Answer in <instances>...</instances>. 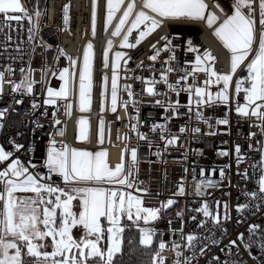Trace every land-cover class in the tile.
<instances>
[{
    "label": "snow or ice",
    "instance_id": "1",
    "mask_svg": "<svg viewBox=\"0 0 264 264\" xmlns=\"http://www.w3.org/2000/svg\"><path fill=\"white\" fill-rule=\"evenodd\" d=\"M230 12L220 4L216 7L223 14L220 17L208 10V4L205 0H143L139 9L135 0H129L126 7L123 8L122 15L111 37L120 38V48L136 49L147 38H149L158 29H162L166 22L182 19L192 22H206V26L213 30L214 36L222 43L223 47L230 54V67L227 71L217 70V56L209 49L200 51L197 45L191 40L187 41L185 51L195 53L194 60L183 61L184 67L182 75L174 82H169L167 73L172 72L173 68L170 61L177 60L176 51L181 45L172 43L176 36L169 38L162 35L158 40L152 42L149 47L153 54L148 58L152 61L157 60L163 50H167L169 55L165 57V65L160 72V81L166 85L168 91L176 94L175 101L170 98L167 101L157 99L153 103L164 109L165 124L159 126L160 139L165 142V149L169 145H175L179 135L173 133L167 128V122L174 116L180 115L178 109L184 107L189 113V121L192 119L191 113L195 106V119L205 123L208 128L214 125L209 123L212 117L203 114V107L206 105H224L227 108L222 118L215 120L216 125H228V111L232 110L234 105L235 112L240 117L255 118V123H250L249 128L255 127L258 132L249 131L247 139L249 140V151H259L260 158L252 162L249 167L252 168V176H257L255 180L257 190L245 191L243 194L250 198L251 203L246 202L237 204L238 213L243 210L255 208L259 210L264 206V0H228ZM39 0H36V6L30 7L29 0H0V32L7 27L11 29V21H16L17 26L23 28L22 20H28V42L31 44V53H35L37 44L33 41L39 39V46L45 49L52 48L43 38L39 37L42 10L38 7ZM124 6V0H106V14L103 19V31L107 33L109 25L112 24L117 12ZM91 25L92 36L97 34L98 19V0H91ZM69 4L63 6V21L68 24ZM6 39H12L6 34ZM164 41L162 47L157 45ZM20 44L16 45L19 50ZM94 45L89 41L83 48L82 60L80 56L68 54L62 47L57 48L58 55L55 60L58 61L63 56L68 61V66L54 69L45 67L41 71V79L47 82L46 77L49 72L52 76L58 74L62 81L59 89L48 87L47 98L44 99V105H56L57 98L64 101L57 107L63 108L65 115L69 118L73 109V97H78L79 111H88L92 104L93 92V60ZM113 48V39L107 40V46L102 51V67H109V52ZM31 55V54H30ZM43 56V53H41ZM19 57H12L18 59ZM132 57L128 52L117 50L111 61V90H110V110L117 112L118 104V76L123 61L124 71H131L127 65ZM79 62V66H78ZM30 63V61H29ZM137 67H143L141 61ZM149 67H153L149 65ZM14 69L8 65L4 70H0V93L3 92V85L6 82V73L10 77ZM20 71L24 77L19 82L8 80L12 83V91L17 90L31 93L35 81L32 79V73L35 71L31 67H21ZM246 73V75L240 74ZM197 73H204L206 78L202 84L197 80ZM191 77V83H188ZM125 79H132L126 76ZM144 81L143 77H136ZM109 77L103 75L101 83V104L100 110L104 111L105 99L107 97ZM146 82V81H145ZM183 82V83H182ZM234 83V89L231 86ZM216 85L215 92L210 90V86ZM231 89V90H230ZM123 90L127 93L129 99L122 100L121 106L127 111L129 104L136 108V101L133 99V92L130 84H125ZM147 93L153 96L168 95L167 92L158 91L153 85L149 84L146 88ZM188 93L187 104H181L179 100L180 92ZM243 93V102L240 100V94ZM21 100H15L20 104ZM38 103L33 100V109L37 108ZM8 109L0 110V118L5 116ZM137 113L139 109L136 108ZM171 112V115L168 113ZM44 115H47L45 110ZM119 119V116H117ZM130 119H132L130 117ZM140 122L139 116L135 118ZM36 127H42L39 121H34ZM52 123L60 125L61 121L56 118V112H53ZM104 120L99 122V143L104 141ZM79 132L77 139L91 143L89 133V121L83 117L78 120ZM4 127L0 122V129ZM135 129L136 125L133 124ZM157 124H152V130L156 131ZM189 129L186 123L179 126L178 132L185 133ZM35 129H33V132ZM56 134L63 136L66 126L55 130ZM191 132L199 134L201 129L192 127ZM168 132L165 136L164 133ZM207 135H214L209 132ZM19 135V133H18ZM146 133L137 131L140 139L146 138ZM51 137L52 134L49 133ZM259 136L256 140V147L253 148L251 140ZM12 144V150H6L0 144V264H115L114 258L122 253V234L125 226L121 224L122 217L128 221L136 223L143 221L146 225L149 221L158 219L162 210L176 203L174 199L161 201L159 207H144L143 197L134 195L132 191L125 189H135L137 193H148L147 188H140L143 183L138 180L139 161L137 159V149L131 148V161L125 166L124 156H121L120 163L114 168L107 162V150L101 149L90 151L86 149L70 147L64 141H57L50 138L48 141L47 155L42 165L34 164L31 159L25 163L16 151L24 148V145L9 141ZM59 145V146H58ZM148 147H152V141H148ZM28 152L34 151L32 147ZM125 151H129L125 149ZM196 152H202L196 149ZM159 145L154 153L160 156ZM227 155V152H221ZM237 174L244 180L252 177L249 175L248 168L240 171L239 165L245 160L241 153V146L235 145ZM186 159V155H185ZM151 163V162H150ZM229 165L220 166V180H213L211 177L203 178V167L201 168V179L196 182L195 195L203 197L208 187H218L220 182L226 178L224 169ZM39 168L46 169L45 172L38 171ZM31 169V170H30ZM215 169H212L214 171ZM188 169L185 167L184 172ZM195 172V168H193ZM53 176L58 180H53ZM229 184L231 183L230 176ZM195 180V176L193 177ZM184 177H181V181ZM105 184L119 185L122 187H105ZM31 193L32 195H26ZM185 187L181 182L173 196L184 195ZM230 195L229 193H225ZM221 201L216 200V211L213 212L208 200H203L201 207L192 209L193 212L202 213L205 219L199 221L197 227H203L208 218H211L214 224L220 226L221 232H226L221 225V220L230 219L229 205L224 202V214L220 215L219 206ZM183 223V211L176 213ZM195 220L196 217H190ZM171 224V221H169ZM138 226V225H137ZM258 224L249 226V238L245 241L244 234L239 233L238 239L243 248L248 252L252 259L257 260L258 264H264V234L259 236L258 240H252L259 229ZM80 229V235L74 234V229ZM140 244L151 245L153 237L156 234L155 228L140 227ZM183 244L177 241H171L172 248L175 250L173 264H194L198 262L201 256L206 254L211 245L219 244V239L214 238V233L209 235H200L195 232L184 234L183 228L179 230ZM107 241L106 244L102 243ZM208 241V243H205ZM236 245V240H231L228 245L227 255H232V246ZM259 249V256L253 254V246ZM166 243L160 239L158 251L153 256V264H164V257L161 252L165 250ZM187 250L188 255H184L181 249ZM50 249V250H49ZM223 252L224 249H221ZM239 251V245H237ZM183 257V259H181ZM246 264L244 261L220 260L219 256H212L207 264Z\"/></svg>",
    "mask_w": 264,
    "mask_h": 264
},
{
    "label": "built area",
    "instance_id": "2",
    "mask_svg": "<svg viewBox=\"0 0 264 264\" xmlns=\"http://www.w3.org/2000/svg\"><path fill=\"white\" fill-rule=\"evenodd\" d=\"M79 1V4H77ZM46 0L42 7V16L40 31L38 36L52 45V48L45 49L39 46V39L33 41L37 44L35 53H31V44L28 42V27L30 23L28 20H22L23 28L17 26L16 21H11L13 25L11 29L4 28L3 32H0V70L8 65H11L14 69L12 75L9 77L6 73V82L3 85V92L0 93V110L8 109L5 116L0 118V122L4 127L0 129V144H2L6 150H12V144L10 140L24 145V148L15 152L16 156H19L22 161L27 163L29 159L34 164L42 165L47 155L48 141L50 138L59 141H64L70 147L87 148L91 150L105 149L108 153L107 162L109 166L114 168L120 163L121 156H124L125 166L131 161L130 149H137V159L139 161L138 180L143 183L139 184L140 188H147L148 193H137L135 189H125L126 191H132L134 195H141L143 197L144 207H159L161 201H166L171 198L176 201L173 205L164 209L159 214L158 219L149 221L144 227L155 228L156 234L153 237L152 246H155V252L158 251V244L160 239L166 243V248L161 252V256L164 257V264H173L175 257V250L172 248L171 241L175 240L180 244L185 241L182 239L180 232L172 230H179L183 228L184 234L195 232L200 235H209L214 233V238L219 239V244L211 245L209 243V249L206 250V254L201 256L198 262L194 264H207V261L212 256H219L220 260H237L244 261L246 264H258L257 260L252 259L248 252L243 248V245L238 239V234L243 233L245 241L249 238V226L252 224H258L260 227L257 230V234L252 237V240H258L261 234H264V206L259 210L252 208L251 210L245 209L242 213H238L236 209L237 204H242L250 201V198L246 197L243 193L245 191L257 190L255 180L257 176H252V168L249 165L252 162L258 161L260 158L259 151H249V140L247 135L249 131L258 132L255 127L249 128L250 123H255V118L240 117L234 110L228 111L229 124L228 125H216L215 120L222 118L227 111L224 105H213L212 107L204 106L202 111L205 116L212 117L209 123L213 124V128L208 126L202 121L195 119V106H193V112L191 113L192 119L189 121V113L186 108L181 107L178 109L180 115L172 117L167 122V128L173 133L179 135L175 145H169L165 149V142L160 139L159 126L165 124L164 109L153 102L157 99L167 101L169 98L173 101L177 99L175 93L168 91L166 85L160 81V72L165 68V57L169 55L165 49L161 52V55L157 60L152 61L148 57L153 54V50L149 45L158 40L160 36L167 35L169 38L176 36V39L172 40L175 45H181L176 51L177 60L170 61L169 64L173 68L172 72L167 73L169 82L174 83L180 75H182V69L184 67L183 61L185 59L194 60L195 53L186 52L187 41L191 40L194 45H197L202 52L204 49H209L215 56H217V70L227 71L230 67V54L223 47V45L215 38L213 30L205 27L197 30L187 31L185 29H179L173 27L172 24L166 23L162 29H158L149 38H147L136 49H122L120 48V38L111 37V32L114 30L116 23L122 15L123 8L126 7L127 0H124V6L117 12L113 19V22L108 27L107 33L103 31V19L106 13V0H98V19H97V34L95 37L91 36V0ZM141 3L143 0H140ZM213 3H218L230 12L228 0H212ZM129 2V1H128ZM127 2V3H128ZM137 4V0H135ZM69 4V19L68 24L65 25L63 21V6ZM216 5V4H215ZM209 6V5H208ZM78 7H82L83 11L80 12ZM137 9L139 7L137 6ZM209 11L215 12L220 19L224 18L222 13L216 12L210 6ZM220 11V10H219ZM206 31V33H205ZM6 34L10 35L12 39H6ZM113 39V48L109 52V67L104 69L102 67V51L107 46V40ZM91 41L94 45V60H93V92H92V104L89 112H80L77 108V97H73V109L71 117L65 115L64 109L57 107L64 103L60 98H57L56 105H44L43 101L47 98V88L53 87L59 89L62 81L59 80L58 74L52 76L49 72L46 77L47 82H43L41 79V71L45 67H51L59 69L68 66V61L65 57L60 56L56 61L55 57L58 55L57 48H63L68 54L72 56H80L82 60L83 48ZM164 41H160L157 45L158 48L162 47ZM20 44L21 47L18 50L16 45ZM117 50L125 51L132 57L128 62V69L131 71L125 72L123 67V61H121V69L118 76V104L117 112L113 113L110 110V90H111V61L114 57V53ZM43 53V56L41 55ZM31 54V55H30ZM12 57H19L18 59H12ZM30 61V63H29ZM143 62V67H137L140 62ZM152 65L153 67H149ZM79 66V62H78ZM31 67L35 71L32 73V79L35 81L33 84V90L31 93L26 91L17 90L12 91V83L8 80L19 82L23 79L24 73L20 71V68ZM104 74L109 77L107 97L105 99L104 111L101 112V78ZM241 73L238 71V75ZM132 77V79H125V77ZM136 77H143L144 81L136 79ZM206 76L204 73H197V80L200 84L203 83ZM146 81V82H145ZM183 83V82H182ZM188 83H191V77ZM125 84H130L133 92V99L136 101V108L139 109L137 113L136 108H133L129 104L127 111L121 106V101L129 99L127 93L123 90ZM151 84L158 91L167 92L168 95L153 96L147 93L146 88ZM212 86H210L211 89ZM234 89V83L231 86ZM230 89V90H231ZM217 90V87H216ZM15 100H21L20 104H16ZM35 100L38 103V107L33 109L32 101ZM181 104H187L188 93L181 91L179 95ZM240 100L243 102V93L240 94ZM45 110L47 115H44ZM56 112V118L61 121L60 125H54L52 123L53 112ZM139 116L140 122L137 123L136 117ZM171 115V112L168 113ZM119 116V119H117ZM88 118L90 121V138L91 143L80 144L75 141L78 131V120ZM130 117L132 119H130ZM103 119L104 124V141L102 144L97 142L99 122ZM34 121H39L42 127H36ZM157 124L156 131L152 130V124ZM182 123H186V127L189 129L185 133H179L178 129ZM135 124L136 128L133 129L132 125ZM66 131L63 136L56 134V129L65 127ZM199 127L201 132L199 134L190 131L192 127ZM33 129L35 131L33 132ZM137 131L146 133L145 139H140L137 136ZM215 133L214 135H207L206 133ZM19 133V135H18ZM49 133L52 136H49ZM165 136L168 132L164 133ZM259 136L253 138L251 143L253 148L256 147V140ZM152 141V147H148V141ZM241 146V153L244 155L245 160L239 165L242 172L245 168H248L249 175L252 177L249 180L242 179L237 174L235 145ZM157 145H159L160 156L154 155L157 151ZM59 146V145H58ZM32 147L34 151L28 152L27 149ZM118 150L119 156L117 160H111V150ZM128 149L129 151H125ZM196 149H201L202 152H196ZM227 152V155L220 154L221 152ZM186 155V159H185ZM151 162V163H150ZM229 165L225 168L226 178L222 180L218 187H208L205 190L203 197L195 195L196 182L201 179V168L203 167V178L207 179L211 177L213 180H220V166ZM188 171L185 173L184 168ZM195 168V172H193ZM212 169H215L212 171ZM31 170V169H30ZM38 171L45 172L46 169L39 168ZM195 176V180L193 177ZM231 183L229 184V179ZM181 177L184 180L181 181ZM53 180H58V177L53 176ZM184 184V195L173 196V193L177 191V187L180 183ZM105 187H122L119 185L105 184ZM229 193L230 195H226ZM27 195H32L28 193ZM208 200L213 212L216 211L215 201H221L219 206L220 215L224 214V202L229 205L230 219L221 220V225L227 229L226 232H221L220 226L213 223L211 218L206 220L203 227H197L200 220L205 219L202 213L193 212L192 209L201 207L202 201ZM183 211V223L176 213ZM195 216V220H191L190 217ZM171 221V224H169ZM138 223V222H136ZM144 223L141 221V224ZM144 225V224H143ZM231 240H236V245L232 246V255H227L228 245ZM208 243V241H205ZM237 245H239V251H237ZM221 249H224L222 252ZM184 255L189 253L185 249H181ZM253 254L259 256V249L254 245L252 249ZM154 256V255H153ZM183 259V257H181ZM264 259V257H261ZM149 264H153V257ZM213 264H216L213 261Z\"/></svg>",
    "mask_w": 264,
    "mask_h": 264
},
{
    "label": "trees",
    "instance_id": "3",
    "mask_svg": "<svg viewBox=\"0 0 264 264\" xmlns=\"http://www.w3.org/2000/svg\"><path fill=\"white\" fill-rule=\"evenodd\" d=\"M46 0H39L38 7L42 9ZM29 6H36V0H29ZM206 23V22H205ZM246 75V73H241ZM138 225V226H137ZM125 230L123 250L115 258V264H149L155 252V246L148 247L140 244V224L124 220Z\"/></svg>",
    "mask_w": 264,
    "mask_h": 264
},
{
    "label": "bare ground",
    "instance_id": "4",
    "mask_svg": "<svg viewBox=\"0 0 264 264\" xmlns=\"http://www.w3.org/2000/svg\"><path fill=\"white\" fill-rule=\"evenodd\" d=\"M128 1L129 0H127V2ZM127 2H126L125 5H127ZM205 2L212 9H214L216 12L221 13L219 11V9L215 6V4L213 3V1H211V0H205ZM77 4H79V1H77ZM141 4H142L141 1L140 0H137V6L140 7ZM78 9H79L80 16H81V12L83 11V8L82 7H78ZM166 23L172 24L173 27H176V28H179V29H185L187 31L197 30L199 28H202L203 29V27H205V24L203 22L184 21V20H181V19L173 20V21L166 22ZM205 33H206V31H205ZM118 156H119L118 150L112 149L111 150V160L112 161L117 160L118 159Z\"/></svg>",
    "mask_w": 264,
    "mask_h": 264
},
{
    "label": "rangeland",
    "instance_id": "5",
    "mask_svg": "<svg viewBox=\"0 0 264 264\" xmlns=\"http://www.w3.org/2000/svg\"><path fill=\"white\" fill-rule=\"evenodd\" d=\"M212 1V0H211ZM215 4H217V3H215ZM216 6V5H215ZM106 14V13H105ZM182 20V19H181ZM206 24V23H205ZM91 36H92V25H91ZM216 38V37H215ZM217 39V38H216ZM218 40V39H217ZM219 41V40H218ZM220 42V41H219ZM221 43V42H220ZM222 44V43H221ZM114 58V57H113ZM102 79H103V76H102V78H101V81H102ZM216 85H212V87H211V91H213V92H215L216 91ZM77 108H78V110H79V107H78V97H77ZM90 109H91V107H90ZM90 109L88 110V111H84V112H89L90 111ZM81 112V111H80ZM85 119H87L88 121H89V119L88 118H85ZM89 130H90V121H89ZM78 132H79V125H78V131H77V135H76V138H75V141L77 142V143H80V144H87L88 142L87 141H79L78 139H77V136H78ZM98 139H99V130H98V137H97V142H98ZM99 143V142H98ZM99 144H101V143H99ZM81 149H86V150H90V151H97V150H91V149H87V148H81ZM107 159H108V155H107ZM27 195V194H26ZM124 220H126L127 221V219H126V217H122V219H121V224L124 226ZM142 221V220H141ZM141 221H138V223L141 225L140 227H144L146 224L145 223H142L141 224ZM133 222V221H132ZM144 224V225H143ZM79 228H76V229H74V234L76 235V236H78L77 235V230H78ZM123 237V236H122ZM102 243H104V244H106L107 243V241L105 240V241H103ZM123 245H124V239L122 240V250H123ZM145 246H148V247H151V245H145ZM50 250V249H49ZM121 254V253H120ZM120 254H117V255H120ZM117 255H116V257H117ZM115 257V258H116ZM115 258H114V260H115Z\"/></svg>",
    "mask_w": 264,
    "mask_h": 264
},
{
    "label": "crops",
    "instance_id": "6",
    "mask_svg": "<svg viewBox=\"0 0 264 264\" xmlns=\"http://www.w3.org/2000/svg\"><path fill=\"white\" fill-rule=\"evenodd\" d=\"M77 235H78V236L80 235V229L77 230Z\"/></svg>",
    "mask_w": 264,
    "mask_h": 264
}]
</instances>
